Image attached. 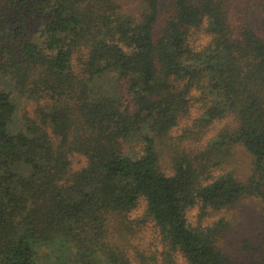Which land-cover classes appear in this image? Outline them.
<instances>
[{
	"label": "trees",
	"instance_id": "trees-1",
	"mask_svg": "<svg viewBox=\"0 0 264 264\" xmlns=\"http://www.w3.org/2000/svg\"><path fill=\"white\" fill-rule=\"evenodd\" d=\"M0 264H264V0H0Z\"/></svg>",
	"mask_w": 264,
	"mask_h": 264
},
{
	"label": "rangeland",
	"instance_id": "rangeland-1",
	"mask_svg": "<svg viewBox=\"0 0 264 264\" xmlns=\"http://www.w3.org/2000/svg\"><path fill=\"white\" fill-rule=\"evenodd\" d=\"M240 158H239V162L241 164V167L243 169H246V171H249V166H247V162L251 159L248 155L247 152L244 151H240L239 152ZM242 157L244 158V160H242ZM85 164V159L83 156L79 155V154H74L72 156V166L74 169H78L80 167H82ZM239 209V208H238ZM259 212V205L256 201H251V203H247V204H242V207L236 211V215L233 217V225L231 228V234H229V236L227 237V243H229L228 245L230 247H232L233 249H237V247L241 244L242 241H244V237L246 235H249L254 241H258L257 238H255V233L257 232H252L249 231L248 229H245L244 227H242V232L241 233H235L234 230H236L235 227H239L240 222L247 220L248 222L250 221H254L253 219V215L252 214H257ZM198 209L195 208H190L189 210V217L191 219V221H197V219L199 218V214H198ZM236 242V244H235Z\"/></svg>",
	"mask_w": 264,
	"mask_h": 264
}]
</instances>
